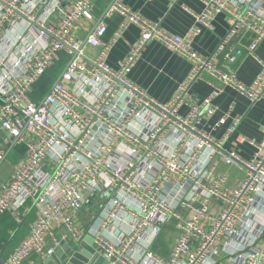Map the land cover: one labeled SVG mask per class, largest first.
Instances as JSON below:
<instances>
[{"label":"built area","instance_id":"obj_1","mask_svg":"<svg viewBox=\"0 0 264 264\" xmlns=\"http://www.w3.org/2000/svg\"><path fill=\"white\" fill-rule=\"evenodd\" d=\"M202 2L203 12L194 15L203 27L213 30L218 15L229 16L228 33L217 51H225L229 40L243 30L252 34L247 47L257 58L255 51L264 41V12L259 9L264 0ZM91 6V0H0V165L15 145L26 144L23 159L1 185L0 216L27 202L37 209V222L31 224L10 258L0 256V264H23L35 253H53L54 248L47 245L48 236L53 243L71 238L82 242L87 234L74 216L88 196L96 193L107 203L88 235L108 264H215L213 258L224 235L226 244L234 247H226L228 255H236L233 261L264 264V243L260 242L264 224L248 236L239 228L248 230L241 222L251 223L258 213L264 218V204L256 199L264 185V137L260 141L240 137L241 142L255 147L253 157L243 160L224 152L223 140H214L197 127L205 118L203 109L226 88L251 102L263 99L264 64L257 78L245 84L234 72L218 66L215 56L205 57L193 48L200 29L185 36L173 35L159 22H150L132 10L124 0H112L105 17L120 12L126 18L123 25L132 22L141 28V37L127 60L114 69L107 63L111 46L104 39L105 20L101 19L86 39L67 37L83 19H93ZM56 15L59 20L53 23ZM153 39L191 63L179 94L167 104L149 99L127 76L132 62ZM88 45L101 48L95 58L85 55ZM61 51L69 55L61 78L35 101L36 83ZM241 54L237 49L225 57L236 61ZM207 78L211 94L182 116L179 108L187 104L186 95L195 83ZM124 92L130 98L122 105ZM214 112L212 107L207 114ZM226 120L225 115L216 125ZM239 121L240 117L236 118L234 125ZM217 155L227 163L246 167L237 188L202 182L213 173ZM213 198L222 200L223 207L213 218V227L205 230L200 219L210 215ZM244 203L248 204L245 208ZM179 205L191 208L194 214L182 217ZM127 216L131 218L127 233L120 242L113 241L106 235L107 228ZM172 218L182 232L164 260L149 246ZM18 220L22 218L18 216ZM60 227L65 229L61 237Z\"/></svg>","mask_w":264,"mask_h":264},{"label":"crops","instance_id":"obj_2","mask_svg":"<svg viewBox=\"0 0 264 264\" xmlns=\"http://www.w3.org/2000/svg\"><path fill=\"white\" fill-rule=\"evenodd\" d=\"M111 1L91 0L93 19H83V23L77 24L69 31L67 37L72 41L86 39L98 22L101 19L105 20L108 29L104 39L111 46L107 56V63L110 67L119 69L127 60L132 46L139 41L141 28L132 22H127V24L123 25L126 18L120 12H115L111 16L105 17V10ZM238 1L245 4V0ZM124 2L148 21L159 22L163 30L170 34L185 36L193 30L200 29L199 34L193 39V48L205 57L215 56L218 66L226 71L234 72L241 82L251 84L259 75L264 64V41L258 45L255 51L256 58L249 54L247 47L252 39V34L242 30L229 40L225 51L218 52L217 49L222 39L228 33L229 16L227 14L218 15L214 20L213 30L203 27L198 23L194 15L203 12L204 3L202 0H176L174 3H172V0H124ZM259 9L264 12V2L259 5ZM58 20L56 15L52 22L57 23ZM100 49V47L88 45L85 49V55L89 58H95L99 54ZM237 49H241L242 54L238 56L236 61H230L225 57V53ZM68 61L69 55L64 51L59 52L54 65L42 77L43 79L41 78L43 80L41 84L44 83L46 89L41 91L43 94H40L42 85L39 84L42 80L40 79L41 81L39 80L40 82L38 81L35 85V90L32 94V98L35 101H39L49 91L50 87L61 78ZM190 71L191 63L188 59L173 51L163 42L153 39L147 43L142 52L132 62L131 70L127 76L129 81L139 87L149 99L160 104H167L179 94L180 86L185 82ZM208 81L209 79L207 78L192 86L186 95L187 104L179 108V113L182 116H187L193 105H199L209 97L212 86ZM129 98L127 93H121V104H127ZM212 107L215 108V112L212 115H208L207 112ZM203 112L205 118L197 123V127L212 139L223 140L224 152L237 155L243 160H250L253 157L255 147L247 141L241 142L240 137L255 141L263 139L264 98L257 102H251L247 97L235 90L226 88L203 109ZM225 115L227 116L226 122L219 126L216 125ZM238 117H240V121L237 125H234V121ZM25 152L26 144L24 142L15 145L8 152L3 163L9 158L13 166L11 172L3 175V178L0 177V188L2 183L11 176L13 167L21 162ZM214 162L213 173L210 174L208 180L202 179V182L207 184L219 183L225 188H237L245 176L246 167L236 162L227 163L221 155H217ZM190 187L193 188V184H190ZM172 197L173 195L170 194V199ZM256 199L264 204V185L257 194ZM173 200L176 201L175 198ZM200 202H203L201 197ZM106 203L107 201L98 193L90 194L83 209L75 213V222L87 234L82 242L78 243L71 238L53 243L48 236L47 245L54 248L53 253H35L25 260L23 264H105L107 261L105 258L103 261H99L96 252H100L94 245L93 239L90 241L91 236L88 233ZM247 205V203H244L243 208ZM222 207V200L211 199L209 203L210 215L200 219V224L205 230H210L213 227V218L219 216ZM27 208H30L28 212ZM177 210L184 218L194 214V211L189 207L179 205ZM257 215L260 218L253 219L251 223L244 220L241 222V225L245 224L246 229H248L245 230L243 226L239 227L244 235L248 236L261 230L264 218L262 214L258 213ZM18 216L22 218L21 221L18 220ZM130 220L131 218L127 216L125 221H116L107 228L106 235L113 241L120 242L127 233V223ZM36 222L37 209L32 206L31 202H27L22 207L8 211L0 216V256L3 259H8L14 254L22 239L29 233L31 224ZM64 232L65 229L60 227L58 230L60 237L65 235ZM181 232L178 221L175 218L170 219L151 241L150 250L157 257L164 260L168 259ZM227 240L228 238L224 235L220 251L213 258L216 262L215 264H239L238 261L235 262L232 259L236 255H228L226 253V247L228 250L230 247V250L234 249L233 246L226 244ZM65 242L71 247L70 252H68V246H66ZM260 242L264 243V237L261 238ZM77 253L81 256H76L75 261H72L71 259Z\"/></svg>","mask_w":264,"mask_h":264},{"label":"rangeland","instance_id":"obj_3","mask_svg":"<svg viewBox=\"0 0 264 264\" xmlns=\"http://www.w3.org/2000/svg\"><path fill=\"white\" fill-rule=\"evenodd\" d=\"M12 166L13 163L8 158V160H6L0 168V177L3 178L4 177L3 175H7V172H11Z\"/></svg>","mask_w":264,"mask_h":264},{"label":"water","instance_id":"obj_4","mask_svg":"<svg viewBox=\"0 0 264 264\" xmlns=\"http://www.w3.org/2000/svg\"><path fill=\"white\" fill-rule=\"evenodd\" d=\"M92 237L90 238V241H92ZM65 244H66V246H68V243L67 242H65ZM70 246H68V252H70ZM72 251V250H71ZM93 251H94V249H93ZM97 254H98V257H99V261H103L104 260V257L100 254V253H98V252H96ZM76 256H81L80 254H75L74 255V257L71 259L72 261H75V257ZM66 259V258H65ZM68 264V263H67ZM105 264H108V261H106V263Z\"/></svg>","mask_w":264,"mask_h":264},{"label":"trees","instance_id":"obj_5","mask_svg":"<svg viewBox=\"0 0 264 264\" xmlns=\"http://www.w3.org/2000/svg\"><path fill=\"white\" fill-rule=\"evenodd\" d=\"M42 79H43V78H42ZM42 79H41V80H42ZM45 79H46V78H45ZM45 79H44V80H45ZM41 80H40V81H41ZM40 81H39V82H40ZM42 82H43V80H42L39 84H41ZM44 82H45V81H44ZM41 85H42V89H40V94H41V93L43 94V92H41V91H43V90L45 91L46 89H45V87H44V83L41 84ZM38 95H39V94H38ZM35 96H36V95H35Z\"/></svg>","mask_w":264,"mask_h":264}]
</instances>
